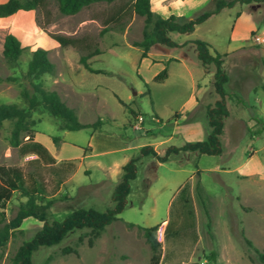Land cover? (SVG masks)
Masks as SVG:
<instances>
[{"label": "rangeland", "instance_id": "obj_1", "mask_svg": "<svg viewBox=\"0 0 264 264\" xmlns=\"http://www.w3.org/2000/svg\"><path fill=\"white\" fill-rule=\"evenodd\" d=\"M118 2L93 1L71 14L60 13L54 0L32 9V21L35 23L36 15L48 31L92 38L100 52L88 61L103 72L84 68L75 47L60 46L51 37L55 44H47L40 39L45 31L22 28L24 17L16 13L9 19L16 25L23 48L15 61H7L1 45L9 30L0 29V102L25 105L21 91L29 87V79L24 72L30 50L41 46L55 71L70 81L65 85L51 83L50 75L55 72H44L34 81L65 93L64 99L78 121L101 120L97 130L67 129L59 128V119L46 111L31 112L37 140L56 159L54 166L63 169L59 175L45 164L31 163L34 154L21 155L9 145L10 120L2 121L0 163L19 166L30 184L35 177L32 172L42 176L43 199L49 200L48 220L61 219L80 206L97 210L111 207L120 165L135 155L140 145L149 144L162 154L166 146L204 139L208 131L205 105L211 106L217 98L212 87V64L202 66L192 45H153L150 52L165 51L177 57L165 65L166 78L153 80V74L164 65L163 57L152 60L148 56L138 61L139 48L131 44L141 36L142 16L130 12L121 25L108 23L100 32L102 19ZM212 4L213 0H208L206 8ZM242 9L250 12L257 27L247 39L240 36L241 27L231 32L234 16ZM169 36L176 42L198 37L223 54L221 69L227 77L223 87L230 95L224 97L227 114L219 134L220 152L177 150L164 161L141 156L116 219L94 238L86 228H79L56 244L38 247L31 264H150L149 246L136 225L155 223L160 241L157 264H262L247 257L242 237L264 248V3L234 2L195 24L192 30ZM128 108L136 112L135 119ZM130 119L132 126L127 125ZM54 135L59 137L56 143L51 140ZM86 145L89 150H84ZM24 199L16 192L10 195L0 208L3 221L15 214ZM128 221L133 225L127 226ZM40 225L41 221L32 216L24 218L0 248V264H13L16 248ZM209 250L214 251L213 261L206 257Z\"/></svg>", "mask_w": 264, "mask_h": 264}, {"label": "trees", "instance_id": "obj_2", "mask_svg": "<svg viewBox=\"0 0 264 264\" xmlns=\"http://www.w3.org/2000/svg\"><path fill=\"white\" fill-rule=\"evenodd\" d=\"M93 1L99 0H54L55 6L60 13L71 14L78 11ZM110 2L113 0H103ZM47 0H2L0 1V16L12 14L19 9H39L43 8ZM234 2L240 4L249 2H262L264 0H213L211 7H205L200 11L189 15H176L173 13L162 17L157 12L150 9L149 0H120L110 8L106 16L102 19L100 32L106 30V24L121 25L125 14L135 13L142 16V29L139 39L132 40L131 44L139 48V56L147 55V52L153 45H160L166 48L177 47L176 41L172 40L169 33L187 32L194 28L195 24L200 23L209 15L216 13L219 9L226 6H232ZM238 11L236 12V14ZM35 23L41 30L53 38L58 45H71L78 49V62L91 72H103L99 68H92L88 58L100 52L96 42L88 35H68L59 32L46 30L45 25L41 23L34 15ZM252 32V30H250ZM189 42L194 44L196 57L198 61L205 66L212 64V87L217 94V98L211 106H205L207 115L208 131L204 139L193 142H185L180 146H166L163 153L159 154L149 144L140 145L137 153L130 156L120 165V176L114 184L111 192L112 206L104 210H97L92 207H76L66 213L61 219L46 218V209L49 200L43 199V178L37 171L32 173L31 184L27 183L21 168L13 164L0 163V208L4 207L5 201L13 192L25 196V199L18 204L15 214L8 220L3 221L4 214L0 210V248L4 246L9 234L20 222L32 216L41 221V225L35 230L33 235L21 242L16 248L12 261L13 264H31L33 251L40 246H49L58 243L71 230L86 228L90 238L96 237L106 224L116 219V214L125 204V196L129 190V181L134 178L136 171V161L141 156L149 155L157 161H164L170 153L177 150H194L198 153L218 154L220 152L219 134L222 130V118L227 114L224 103V97L229 96L223 87L227 77L221 69L222 52L217 51L206 41L194 37ZM23 46L19 39L12 33L7 32L3 35L1 54L7 61H15L19 56ZM164 61L161 67L153 76V80H162L166 77V63ZM53 74L55 72L54 64L49 60L46 49L41 46H35L30 50V57L27 61L24 75L29 79V87H24L21 95L24 99V106H18L13 102H0V126L3 120H10L7 141L11 146H15L21 155L32 153L34 158L29 160L31 163L45 164L52 173L59 175L63 170L54 166L55 158L48 149L37 139L34 138V123L31 118V112L35 110L46 111L59 119L58 127L67 129H77L81 127H92L99 129L101 122L97 117L91 122H80L74 113V110L67 105L53 89H47L42 86L39 80H35L42 73ZM264 88V85H262ZM132 120L135 119L136 112L128 108ZM129 119V118H128ZM132 120H127V125L132 126ZM59 137L51 136L53 143L58 141ZM86 145L84 150H89ZM69 164V163H66ZM197 171V170H196ZM196 183V187H197ZM44 201V202H43ZM206 221L205 226H209L208 216L204 210ZM167 223V222H166ZM127 226H132V222H126ZM157 223L149 226L136 225L150 249L149 262L157 264L159 258L160 241L157 239L155 229ZM166 225V224H165ZM165 235V234H164ZM245 243L247 257L258 263L264 264V248H257L252 242L242 237ZM211 261L214 260V251L209 250L206 254Z\"/></svg>", "mask_w": 264, "mask_h": 264}, {"label": "crops", "instance_id": "obj_3", "mask_svg": "<svg viewBox=\"0 0 264 264\" xmlns=\"http://www.w3.org/2000/svg\"><path fill=\"white\" fill-rule=\"evenodd\" d=\"M0 1H2V0H0ZM207 4H208V0H149L150 9L155 11V12H157L162 17H165V16H167L170 13H173V14H176V15L189 16V15L199 11L200 9L204 8V6L206 7ZM15 13L17 15H20V16L24 17L23 21H21V24H20L22 28H26L27 27V28L31 29L32 31H34L35 33L36 32L38 33V31H42L40 29V27L36 23H34L32 21V19H31V15L33 14L32 9H26V10L19 9V10L15 11L12 14H9L7 16H4V17L0 16V29L7 28L10 33H12L16 37H18L17 34H16L17 31L15 30V26L16 25H13L12 20L9 19V17L11 15L15 14ZM234 17L235 18L233 19V24L231 26V32H233V30H235L237 26L241 27V28H243V31H242V35H240V36H242V38H244V39H247L249 37L250 30H254V29L257 28L255 26L254 21H253L252 15L250 14V12L248 10L242 9V10H239L238 13L235 14ZM9 23H12L11 24L12 26H10ZM40 39L43 42L47 43V44H55L54 41H51L49 39V36L47 34H40ZM184 41H186V43ZM177 43L180 44V45L177 46L178 48L183 47L186 44L192 45L194 47V44L189 42L188 39L187 40H183V41H177ZM194 49H195V47H194ZM164 52L165 51H159V52H156V53H154V52L152 53V52L148 51L146 56H143V57L139 56L138 61L141 60V59L143 60V59H145L148 56L152 60H154V57H163L162 61L163 60L165 61L167 58H171V59H176L177 58V57H173L171 55H168V54H166ZM194 52L196 53V50H194ZM169 60H167V63H168ZM166 76H167V70H166ZM50 77H51V83H57L58 82V84L65 85V84H69V81H70L69 77H62L59 70L55 71V74L54 75H50ZM51 89L55 90L58 93L59 97L66 104L68 103L64 99L65 98L64 97L65 93L62 95L60 93L61 90L59 91L57 88L56 89L55 88H51ZM151 116L153 118H156V115L154 113ZM34 138L37 139L35 133H34ZM117 142H119V141L117 140ZM156 149L157 148L154 147V150L156 152H158V150H156ZM58 159H60V158H58ZM55 161H56V159H55Z\"/></svg>", "mask_w": 264, "mask_h": 264}, {"label": "built area", "instance_id": "obj_4", "mask_svg": "<svg viewBox=\"0 0 264 264\" xmlns=\"http://www.w3.org/2000/svg\"><path fill=\"white\" fill-rule=\"evenodd\" d=\"M255 39H258V36H255ZM138 119H141V117H140V116H138Z\"/></svg>", "mask_w": 264, "mask_h": 264}]
</instances>
